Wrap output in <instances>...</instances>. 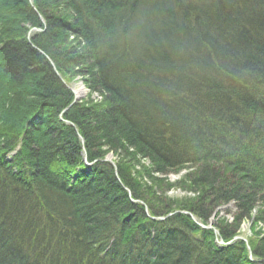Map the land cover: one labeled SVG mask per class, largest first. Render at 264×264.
<instances>
[{
	"label": "trees",
	"instance_id": "obj_1",
	"mask_svg": "<svg viewBox=\"0 0 264 264\" xmlns=\"http://www.w3.org/2000/svg\"><path fill=\"white\" fill-rule=\"evenodd\" d=\"M29 4V0H0V264H29L22 247L34 253L36 264H208L214 258L222 264H264L256 252L264 246L263 239L252 244L251 259L242 242L218 248L213 230L200 227L188 214L176 212L163 221L148 222L144 205L132 201L123 189V184L128 185L126 175L135 172L124 159L135 158L121 141L148 154L158 172L196 163L197 169L191 173V180L200 188L196 198L153 197L142 185L141 194L132 192L150 211L162 214L173 207L183 208L206 222L215 205L235 199L236 182L229 184L225 178L236 181L231 177L242 172V177L248 175L253 181L247 188L254 196L251 205L260 202L258 213L264 220L260 213L264 195L263 201L257 196L264 189V120L259 118L264 116V96L259 93L264 92L259 81L264 80V0H34L48 20L49 30L35 32L31 43L29 27L39 26L40 21ZM144 8L152 12L145 21L137 16L141 11L145 15ZM50 25L59 26L51 29ZM69 29L81 33L86 43L78 50L81 56L71 63L65 59L74 50L64 52L63 39L56 45ZM108 42L109 55L119 62L117 72L103 57L101 45L107 51ZM35 46L53 59L64 80H71L79 63L88 65L96 83L110 96L97 106L74 105L63 112L73 93ZM133 80L135 86L125 85ZM165 82L170 83V92L163 89ZM134 87L140 93L131 92ZM173 91L184 99L199 95L220 104L228 119L225 116L218 122L209 116L213 122L207 120L198 128L201 121L190 120L195 105L177 102L161 108L166 101L159 103L156 96L161 93L173 98ZM126 94L140 99L144 102L140 106L150 108L156 116H163L162 125L144 122L124 129L119 118L111 122L113 126L100 120L107 109L128 111ZM147 96L151 97L148 101ZM249 108L252 117L242 120L243 111ZM221 112L220 117L224 116ZM91 119H96V127L91 126ZM67 120L83 136L86 155ZM249 120L262 124L249 130ZM209 125L236 136L237 143L245 138L238 150L242 161L230 153L222 156L216 146L211 147V154L204 149L198 157L192 156L190 150L201 129L208 132ZM110 132L115 133L108 136ZM106 135L109 144L122 152L117 155L124 161L117 166L129 169L120 174L122 185L114 177L113 166L101 159L105 150L100 137ZM210 155L223 160V164L215 163L221 164V171L210 172L209 165L205 166L201 158ZM85 156L89 163L97 160L88 166ZM229 162L242 170L235 171ZM213 175L220 182L209 190L205 187L214 181ZM223 183L226 187L218 188ZM209 197L215 198L211 207H207ZM247 204L248 200L240 206L247 209ZM239 218L236 215L235 220Z\"/></svg>",
	"mask_w": 264,
	"mask_h": 264
},
{
	"label": "rangeland",
	"instance_id": "obj_2",
	"mask_svg": "<svg viewBox=\"0 0 264 264\" xmlns=\"http://www.w3.org/2000/svg\"><path fill=\"white\" fill-rule=\"evenodd\" d=\"M29 2H30L29 9L30 10L32 9V11H34L36 13L37 18L40 21L39 26L29 27V32L27 33V39L31 43L30 36L33 35L35 32H37V33L47 32V30H49V29H47L49 24L47 22L48 20L46 21V17L42 14L41 8L37 7L34 4V0H29ZM25 6H27V5H25ZM141 10H143V8ZM144 10H145V15H143L144 11H141L137 14V16L139 18L141 16V18L145 21L149 18L148 15H150L152 12L150 10H147V8H144ZM27 11L28 10H26L25 12H27ZM254 11L256 13V10L253 9V14H255ZM49 12H50V10H49ZM26 25H28V24H26ZM56 26H59V25H55V26L53 25V27H52V25H50V28L55 29ZM75 27H76V24H75ZM75 29H73L74 31L71 29H69L68 31L65 30L66 31V33H64L65 37L64 38L62 37L59 40H57L58 43L56 42V45H58L60 42H62V39H63L64 52L68 51V49L74 50V51H68L70 56L66 57V59H65L66 61H68L70 63L72 60H75V57L79 58L81 56L80 52H78V50H81L86 44L81 33H78L77 30H75ZM130 42H131V39H130ZM110 46H111V43L108 42V48H107V51H105V47L102 43L101 47H103V49H104V54H103L104 56L103 57H105V58L107 57L106 63L110 62L109 65L111 66L112 69H114L116 71V68L119 67V62H117L115 59L112 58V56L109 55L110 54V52H109ZM70 47H74V48H70ZM35 48H36V51H38L39 53L44 55L46 60L50 59L49 55L46 54L44 51L40 50L36 46H35ZM82 60L86 61V57L85 58L82 57ZM103 61H104V59H103ZM77 66L78 67L75 66V68H74V71H73L74 74L71 77V80H64L62 78V76L59 74L58 70L56 68H54L53 65H51V67L54 68V69L52 68L54 70V73H56L58 78L61 79L59 81L64 85L65 88H68L69 90H73L76 87L81 88L83 94L81 96H79L80 102L78 101V97L75 96L76 93H74V95H73L74 97L72 98V101H71L72 104L71 105L72 106L77 105L78 107L80 105H82L85 107L87 105H90V103H92L96 106L100 103H103L104 100H106V98H108L110 96L108 90L104 87L101 88L99 86V84L96 83L95 76L94 75L92 76V69L90 70L88 65L86 66V64H85L83 66L82 63H79ZM92 67H93V69H96V66L94 67V65H93ZM115 76H117V73L115 74ZM259 81H260V83H262L264 85V80H259ZM117 84H118V82H117ZM163 84H164L163 86H165L163 89L170 92L171 91L170 83L165 82ZM125 85L133 87V86H135V81L133 80L131 83L127 82ZM117 86L118 85H116V87ZM126 86H123L124 88L123 87H121V88L125 89ZM215 86H216L215 88L218 89L220 92L222 91L221 87H219L218 85H215ZM141 88H142V86H141ZM134 89L135 90H131V92H134L136 94L140 93L141 89H137L135 87H134ZM240 89H238V87H237L236 91L241 92L242 89L241 90ZM158 90L160 91L161 87H158ZM262 90H264V87ZM172 93L174 94V95H171L173 98H169L168 96H162L161 93L158 94L160 96H156L159 100V103H163V101H166V106L161 107V108H164V109L167 108L168 109L169 104H171V103L176 104L177 102H179L180 105H182V106H184L186 104L187 105H189V104L195 105L194 113H193V116L190 120L191 121H201L200 124H197L198 128L199 127L202 128V123H204L207 120L209 121V123L213 122V120L209 119L210 118L209 116H213V118L219 122L220 120L223 121V118L225 116L227 117V115H228L227 111H226L227 114L224 113V110L220 107V104H218V103L212 104V103H210L212 101H210V100L205 101L199 95H197V96L191 95V97L188 96L186 99H184V97L180 96L181 93L174 92V91ZM259 93L261 96L262 95L264 96L263 91L259 92ZM154 94H156V93H154ZM126 95L128 96V98ZM126 95H124V97H126V98H124L125 99L124 103H125V105L128 106V109H129L128 111H126L124 108L120 109V111H116V112H114L113 108L107 109L106 110L107 112L105 113V115H104V112L102 113V115H104L105 117L103 116V118H100V120H106V122H110V125L113 126V123H111V122H117V120L119 118V119H121L119 123H125V124H122L120 126L122 128L124 127V129L127 127H130L132 125L142 126V123H144V122H146V123L152 122L154 124L152 126H156V123L158 125H162L161 122L164 120L163 116H161V115L156 116V114H153L150 112V108L145 109V107L140 106V105H142V103H144L140 99L129 98V97H131L130 94H126ZM254 97H256V100H257V95ZM150 98L151 97L147 96L145 99L148 101V100H150ZM263 105H264V102H263ZM136 107H138V110H140V111L136 110ZM161 108L159 110H161ZM206 108L209 109L207 114H206V112H204V110ZM144 110H146V111H144ZM221 111H223V112H221ZM209 112H210V114H208ZM218 112H221V114L224 116L220 117ZM243 112L244 113H242V120L247 121L248 119H250V117H252V115H251L252 110L250 108L248 109V111H243ZM98 113H99V111H98ZM134 116H136V117H134ZM259 118L264 120V116L262 117V115L259 116ZM227 119H228V117H227ZM251 119H253V118H251ZM254 119H256L258 122L257 118H254ZM94 120L96 121V119H94ZM95 121H92V119H91V121H90L91 126L96 127ZM139 121H140V123H139ZM249 121H251V120H249ZM252 121L247 122L249 130L251 128L257 127V125L259 126L262 124V123L256 124L255 122H254L255 124H253ZM68 123L70 125H73L75 131L78 132L76 125L73 122L68 121ZM209 123H207V124H209ZM240 123H242V122H240ZM223 124H225V126L227 127V124L225 122H223ZM254 125H256V126H254ZM99 128L100 127H98V129ZM209 128H210V125L208 127V132H206L204 130V128L201 129V135H199L195 141V144L197 143L196 146L190 150V153H191V151L194 152V155H192V156L198 157L201 154V151H203L204 149H208L210 154H211V152L213 151V149L211 147L216 146L218 151L220 152V154L222 156H224L226 154L228 155L230 153L231 155H233L232 157L235 160L242 161L243 156L238 150H239V148L242 147V145L245 144V141H246L245 138L241 139V140H243L242 143L240 141H239V143H237V140L235 139L236 136L235 137H233L234 135L229 136V135H227L228 132H226V131L222 132V130H220V128H218L220 131H218V129L215 130V129H212V128L209 129ZM114 129H115V127H114ZM124 129H121V132H123ZM127 129H131V128H127ZM102 133H104V132H102ZM114 133L115 132H112L111 134H107V135L112 136V135H114ZM98 134L101 135V132H98ZM234 134L236 135V133H234ZM107 135L105 137H103V139L100 137V141L103 143V145H105V148L103 147V150H105V152L103 154L104 159H106L107 157L111 158L110 164L113 166V168L117 166V165H114L115 163L117 164L121 160L127 161L128 166L135 171V175H133V176L137 177L136 182L138 184H142L143 189L146 190L147 193H151L153 195V197H161V198L164 197L165 199L169 198V199H174V200L178 199L179 200V198L181 199V197H184V198L188 197L189 199H191L193 197L196 198L200 194V188L196 187L197 184H195L191 180L192 175H193V174L191 175V173L197 169V167H195L196 163L195 164H193V163L192 164L191 163L185 164L183 167H181L179 170H176V171L168 170V171H164V172L163 171L158 172L157 170L153 169V162L149 158L148 159L146 158L143 160L144 154H143V152L140 151V149L138 150L134 146H128L124 139H122L121 141L125 142V146L128 147L129 151L131 152L130 154L133 156L132 158H135V159L134 160L130 159L131 156H129L127 159H124V160L121 159V157H119V156L115 157L117 155V152L119 154L122 152H120V150H119L120 148L119 149H112L110 147V145H109L110 141H109V139H106L108 137ZM124 135H127V133H124ZM89 136L94 137L95 135H94V133H90ZM156 136H158V135H156ZM82 138H83V136H82ZM79 139H80V137H79ZM198 143L201 144V147L198 145ZM240 143H241V145H240ZM14 152H12L11 155ZM213 154H216V152ZM250 156H251V154H250ZM207 157L208 158H201V159L206 161L207 164L205 166L209 165L207 167H208V169H210V172H211V169L221 171V169H222L221 164L218 165L215 163H216V161H220L222 163L223 160L221 161V159L219 157L216 158L215 156H212V155L207 156ZM229 157H231V156L229 155ZM8 158H10V157H8ZM115 158H117L116 161H115ZM96 160H93L91 163H94ZM84 161L88 166L91 165V163H89L86 160V157H84ZM195 162H199L198 164H200V165L202 164V161L196 160ZM171 163H174V161H171ZM175 164H176V162H175ZM229 164L231 165V167H233V169L235 171H237V169L240 168L238 165H236L237 166L236 167L237 169H236L234 167V164H232L231 162H229ZM151 178H153V179H151ZM210 178H211V180H214V181H212V183H211L210 179L208 177H206V179L208 181H210V183L207 184L205 188H208L209 190L212 188L211 185H218V183L220 182L214 175ZM231 179H234L236 181L229 180V178L228 179L225 178V181H227L229 184L232 182H236V190L232 191L233 194L235 193L233 196L235 199H230L228 201V203H225L223 205L220 203L215 205V209H219L220 213L216 212L215 214H218V215H215L213 212L215 210L214 209L212 211L213 215H212V213H210L206 222H203L199 217L192 214V212L189 214L188 210L186 211L183 208H180V209L174 208V210H172V212H175V213L180 212L183 214H188L191 217V219L194 220L200 227L212 229L214 234L216 235L214 242L216 243V246L218 248L230 247V245L232 246L233 244L235 245L236 243L242 242V244L245 246V248L247 250L249 257L252 259V255H251L252 244L254 242L257 243L261 239L264 238V220L262 219L263 215L260 216V214L258 213V210H260V208H259L260 202L259 203L256 202L254 204V206L251 205V203H253V202H251V199L254 196L250 195V192L252 190L247 189V188H249L248 185L250 184L248 182H253L251 180V177L248 178V175H245V177H242V172H240V173H237V175H235V173H234V175L231 177ZM120 180L122 181L121 178H120ZM229 184H227V188L232 189V186H229ZM225 185L226 184L223 183L218 188H225L226 187ZM122 186H123V188H125L124 185H122ZM263 195H264V189L261 190L260 193H257L258 197L261 196L260 199L262 198V201H263ZM249 196H251V197H249ZM210 200H212V201L210 202ZM247 200H248V204H247L248 207H247V209H244L243 206H240V205H242V204L245 205V203H247ZM214 201H215L214 197H209L207 207H211L212 203ZM139 203L146 205V203L143 200L139 201ZM203 205H205V203H203ZM209 211H211V210H209ZM233 213H234V216H236V215L240 216L238 221L232 220V223L236 227H234L233 224L230 226H225L226 222L223 221V219L220 217L219 214H223V215L227 216L226 218L228 220H230V216L233 215ZM240 213H241V215H240ZM260 213L264 214V210H262ZM221 220H222V223L220 224ZM201 224L204 226H201ZM228 230H231V232H229L230 234H228V236H227L226 234H227ZM258 231H259V233H256V234H260V235L263 234V237L262 236L261 237H258V236L255 237L252 235V233H255ZM263 260H264V258H263Z\"/></svg>",
	"mask_w": 264,
	"mask_h": 264
},
{
	"label": "bare ground",
	"instance_id": "obj_3",
	"mask_svg": "<svg viewBox=\"0 0 264 264\" xmlns=\"http://www.w3.org/2000/svg\"><path fill=\"white\" fill-rule=\"evenodd\" d=\"M72 19V18H71ZM48 62L50 63V65H53L54 66V68H56L57 66H56V64H55V62L53 61V59H48ZM53 68V67H52ZM53 68V69H54ZM57 69V68H56ZM28 84H29V86L30 87H32L33 88V86H34V84L32 83V80H28ZM72 93H73V95H74V93H76V95L75 96H77L78 97V101L80 102V100H79V96H81L83 93H82V90H81V88H79V87H76L75 89H73V90H70ZM74 97V96H73ZM72 102H70V103H68L67 104V106H65L64 107V109H63V112L64 111H67V110H69L71 107H72ZM67 122H68V120H67ZM69 122H72V121H69ZM78 130V129H77ZM76 133H77V135H78V137H80V142L82 143V147H83V151H84V154L86 155L87 153H89L88 152V149L86 148V144H85V141H84V139L82 138V135L81 134H78V132L76 131ZM110 145V144H109ZM113 145H114V143H113ZM113 145H110V147L112 148V149H114V147H113ZM16 147H18L17 145H16ZM101 147H102V149H103V147L105 148V145H103V144H101ZM117 149H119V148H117ZM128 151H129V149H128ZM118 153V152H117ZM129 153H131L130 151H129ZM104 154V153H103ZM10 155L11 154H7V158L8 157H10ZM118 155H116L115 157H117ZM86 157V156H85ZM150 159V156L147 154H145L144 156H143V160L144 159ZM101 159H102V161H104V162H108V163H111V158H106V159H104V157H103V155H101ZM116 159L117 158H115V161H116ZM114 165H117L116 163L114 164ZM128 166V165H127ZM128 168L127 167H124V166H120L119 164H118V166H116V167H114V169H113V172H114V177L118 180V182L122 185L123 183H125V182H122L121 180H120V174H122V173H124V174H126L127 172H128ZM129 173V172H128ZM133 175H135V172H133V174L131 175V174H127L126 176L129 178H127V181H128V185H125V184H123L124 186H125V188H123L124 189V191L126 192V194H128V197L132 200V201H137V202H139V201H141V200H139V199H134L133 198V194H132V192H135V193H138V194H141V192H139L140 191V188H141V185L142 184H138V183H136L135 181H136V176H133ZM110 188H111V186H109ZM181 199L183 200L184 199V197H181ZM78 200H83V198H78ZM176 200H178V199H176ZM179 200H180V198H179ZM202 203H205V202H202ZM82 207H84V206H82ZM173 208H175V207H173ZM9 209L11 210V209H14V206H10L9 207ZM214 209H215V207H214ZM26 211H28L29 210V208H26L25 209ZM187 211V210H186ZM213 209L211 210V213H212V215H213V212H214V214L217 212V213H220V210L219 209H215L213 212ZM189 212V211H188ZM252 212V211H251ZM93 213H95V211H93ZM162 214H158L157 212H152V211H150V207H149V205L148 204H144V216H146L147 217V221L148 222H152L153 224L156 222V220H161V221H163V220H165L166 218H168V217H170V216H172L173 214H175V212H172V211H170V212H168V211H163V212H161ZM185 213V212H184ZM191 212H189V214H190ZM187 215V214H186ZM215 215H218V214H215ZM220 215V217L223 219V221L224 222H226L225 224L228 226V225H232V220H235V217L236 216H234V213H233V215H231L230 216V220H228L226 217L227 216H225V215H223V214H219ZM230 223V224H229ZM172 229H174V228H172ZM216 232V231H215ZM229 232H231V230H228V232H227V236H228V234H230ZM256 233H259V231L258 232H255V233H252V235L253 236H255V237H263V234H256ZM215 235V234H214ZM91 236H92V234H91ZM262 240V239H261ZM263 242H264V238H263V240H262ZM260 243V242H259ZM22 249H23V251H22V253H23V255H24V257L26 258V260L27 261H30V263L29 264H36V262H35V256H34V253L31 251V250H27V249H24V247H22ZM21 249V250H22ZM256 252L257 253H259L260 254V257H262V258H264V246H262V249L261 250H259V251H257V249H256ZM19 254H21L20 252H19ZM240 260H242L243 261V259H240ZM238 264H241V261L240 262H237ZM208 264H222L219 260H217V259H212L211 260V262L210 263H208Z\"/></svg>",
	"mask_w": 264,
	"mask_h": 264
},
{
	"label": "water",
	"instance_id": "obj_4",
	"mask_svg": "<svg viewBox=\"0 0 264 264\" xmlns=\"http://www.w3.org/2000/svg\"><path fill=\"white\" fill-rule=\"evenodd\" d=\"M201 226H204V225L201 224Z\"/></svg>",
	"mask_w": 264,
	"mask_h": 264
}]
</instances>
